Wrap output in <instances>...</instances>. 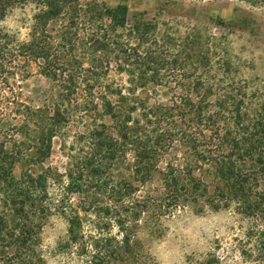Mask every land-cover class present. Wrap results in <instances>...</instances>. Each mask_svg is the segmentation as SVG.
I'll list each match as a JSON object with an SVG mask.
<instances>
[{"label": "trees", "instance_id": "1", "mask_svg": "<svg viewBox=\"0 0 264 264\" xmlns=\"http://www.w3.org/2000/svg\"><path fill=\"white\" fill-rule=\"evenodd\" d=\"M236 1L264 10V0ZM17 7L32 10L23 36L4 24ZM154 28L129 25L127 3L0 0V264H42L41 233L54 211L67 218L70 249L90 253L91 264H112L119 243L103 245L111 238L90 234L91 250L87 224L101 228L115 219L121 246L129 249L126 225L147 208L186 204L232 209L247 219L250 247L243 254L263 260L260 91L250 94L247 82L225 74L215 81L188 75L179 53L149 47ZM163 70L185 77L166 86L179 91L166 100L151 95L172 84L159 81ZM113 71L128 80H117ZM34 75L47 81L37 89V104L23 92ZM57 144L68 159L65 173L52 162ZM114 171L119 179L110 177ZM142 190L145 196L136 197Z\"/></svg>", "mask_w": 264, "mask_h": 264}, {"label": "rangeland", "instance_id": "2", "mask_svg": "<svg viewBox=\"0 0 264 264\" xmlns=\"http://www.w3.org/2000/svg\"><path fill=\"white\" fill-rule=\"evenodd\" d=\"M95 1L108 7L127 3L129 25L135 22L153 25L155 28L151 31L153 34L149 39V47L152 46L154 50L164 48L176 55L179 53L187 62L188 75L208 76L212 81L224 76L233 81L247 82L250 94L258 89L264 100L263 9L236 0ZM31 13V7H17L11 10L4 24L23 36L28 31L27 23ZM126 39L125 35L121 38ZM155 40H159L158 45ZM135 43L137 44L136 40ZM205 57H208V62ZM168 58L171 59L167 56L166 59ZM134 62L137 61L132 60L130 64ZM162 72L159 81L162 79L172 84L159 85L151 95L166 100L178 94L174 91L179 92L166 86L172 88L176 80L185 77L181 71ZM111 75L122 82L129 78L126 74L118 75L114 71ZM46 85L45 78L31 76L23 82L24 95L34 99L37 104V89ZM55 149L52 162L65 173L68 159L58 144ZM117 174L114 171L110 177L119 179ZM158 185L159 181H156L149 187L156 191ZM50 192L56 199L60 198L58 186L52 185ZM145 194L146 191L142 190L136 197L143 198ZM72 200L77 203L79 196L73 194ZM107 201L109 203V199L101 200L102 203ZM112 220L110 225H101V228L91 224L85 226V231L89 234L85 242L91 250L95 247V238L90 234L97 235L100 232L105 238H111V242H103V245L119 243L117 259H109L112 264H264V258L256 260L243 254V250L250 247L247 241L250 224L232 209H200L186 204L170 211H159L157 207L150 206L133 226L130 221L126 225L132 231L129 249L121 246L122 230L116 220ZM68 243L67 218L61 212L54 211L46 220L41 233L39 248L42 264H91L90 253L80 254L78 249H70Z\"/></svg>", "mask_w": 264, "mask_h": 264}]
</instances>
